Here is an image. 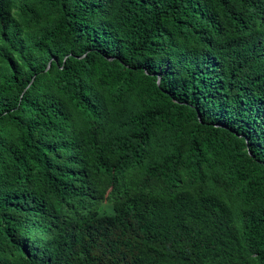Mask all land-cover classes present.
Segmentation results:
<instances>
[{"label": "trees", "instance_id": "trees-1", "mask_svg": "<svg viewBox=\"0 0 264 264\" xmlns=\"http://www.w3.org/2000/svg\"><path fill=\"white\" fill-rule=\"evenodd\" d=\"M0 264H264V0H0Z\"/></svg>", "mask_w": 264, "mask_h": 264}]
</instances>
